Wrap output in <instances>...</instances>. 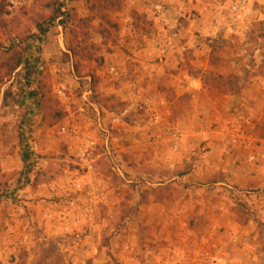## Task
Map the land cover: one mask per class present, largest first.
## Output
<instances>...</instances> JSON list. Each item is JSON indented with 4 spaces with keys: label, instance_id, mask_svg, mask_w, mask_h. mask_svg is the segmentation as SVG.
<instances>
[{
    "label": "rangeland",
    "instance_id": "obj_1",
    "mask_svg": "<svg viewBox=\"0 0 264 264\" xmlns=\"http://www.w3.org/2000/svg\"><path fill=\"white\" fill-rule=\"evenodd\" d=\"M231 1L0 0V264H264V0Z\"/></svg>",
    "mask_w": 264,
    "mask_h": 264
},
{
    "label": "built area",
    "instance_id": "obj_2",
    "mask_svg": "<svg viewBox=\"0 0 264 264\" xmlns=\"http://www.w3.org/2000/svg\"><path fill=\"white\" fill-rule=\"evenodd\" d=\"M231 18L227 21H231L232 24H243L248 28V20L253 15V4L252 0H232L230 3ZM248 21V22H247ZM232 28L230 27V30ZM115 68H112L114 71ZM57 92L60 95L65 94V86L62 85L57 89ZM92 90L88 89L84 92L83 99L84 104H86L88 111H93L94 115V124L99 132L104 135V145L106 148H109V142L112 138V133L110 128L106 124V119L103 112L99 109L98 105L92 100ZM91 109V110H89ZM61 133L68 134L74 137L83 138L85 146L81 149V155L83 158L90 156L93 151L98 147V142L94 137H91L87 132L83 131L81 126L72 122L71 124L62 125L60 127ZM128 248L133 249V247ZM175 253V252H174ZM172 258L175 255L172 253ZM197 264H234V260L226 253H212L210 251L202 252V254L197 258Z\"/></svg>",
    "mask_w": 264,
    "mask_h": 264
},
{
    "label": "crops",
    "instance_id": "obj_3",
    "mask_svg": "<svg viewBox=\"0 0 264 264\" xmlns=\"http://www.w3.org/2000/svg\"><path fill=\"white\" fill-rule=\"evenodd\" d=\"M108 191H109V189H108ZM109 197H108V195L107 194H105V203L107 204V205H109L108 203H109ZM116 239L117 240H123V241H125L126 243H128L129 242V239L128 238H126L125 239V235L120 231V233H116V237L114 238V239H111L112 241H116ZM146 241H150V242H155V240H153L152 238L150 239V238H148V239H146ZM118 244H120V243H118ZM127 245H129V244H126V246ZM149 246V245H148ZM112 249H114L113 247H111ZM99 249H100V247H98L97 249H96V251L99 253ZM103 249V248H102ZM101 250V249H100ZM116 250H118V249H116ZM155 249H153V247L151 246V247H147V253H155Z\"/></svg>",
    "mask_w": 264,
    "mask_h": 264
},
{
    "label": "trees",
    "instance_id": "obj_4",
    "mask_svg": "<svg viewBox=\"0 0 264 264\" xmlns=\"http://www.w3.org/2000/svg\"><path fill=\"white\" fill-rule=\"evenodd\" d=\"M64 15H66L61 9L58 11V14H57V17H59V16H64ZM41 31H42V33H43V35H45V32L47 31V28H42L41 29ZM27 158H28V156H25L24 158H23V160L25 161V160H27Z\"/></svg>",
    "mask_w": 264,
    "mask_h": 264
}]
</instances>
